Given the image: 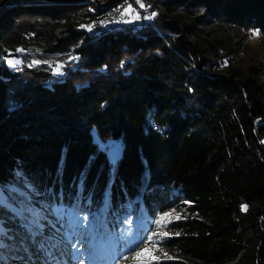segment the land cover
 I'll return each mask as SVG.
<instances>
[{
    "label": "trees",
    "instance_id": "trees-1",
    "mask_svg": "<svg viewBox=\"0 0 264 264\" xmlns=\"http://www.w3.org/2000/svg\"><path fill=\"white\" fill-rule=\"evenodd\" d=\"M121 1L0 0V264L28 261L37 231L116 264L175 208L153 264H264V70L208 31L264 35V0H141L106 22ZM94 133L122 140L116 161Z\"/></svg>",
    "mask_w": 264,
    "mask_h": 264
},
{
    "label": "rangeland",
    "instance_id": "rangeland-1",
    "mask_svg": "<svg viewBox=\"0 0 264 264\" xmlns=\"http://www.w3.org/2000/svg\"><path fill=\"white\" fill-rule=\"evenodd\" d=\"M139 2L143 1L139 0ZM138 0H122L120 3H126L124 5H130L137 10V9H143L139 6ZM121 4L111 5L106 7V16L105 19L108 23H113L124 20L125 18L128 19L129 17L124 16L123 12L125 11L126 6H121ZM125 8V9H124ZM208 27V31L211 32L212 36H222L224 39H226V45L227 47L231 45V47L235 50V55H231L230 62H233L234 65H242V66H251V65H257L261 69L264 70V35L261 34L259 31H252V30H244V31H238L233 28H227L221 24L213 23ZM206 28V26H205ZM207 29V28H206ZM254 32H258L259 35H253ZM225 50V49H223ZM225 52V51H224ZM234 52V51H233ZM263 72V71H262ZM94 137L96 141L100 144L101 148L106 150L107 155L111 159L112 162L116 161L117 158L120 157L123 147V142L121 139H108V141H101L96 133H94ZM16 189L21 191L22 193L29 194V191H27V188H23L21 186H16ZM22 204V203H21ZM23 206V204H22ZM183 208H175L171 210H167L166 212L160 213L153 222V227L150 228L148 237L144 240V244L140 243V246L136 248L133 252L127 253L126 257H124L121 261L117 262L116 264H136L135 260V253L140 251L142 248H149L152 247L154 249V252L157 254V247L159 239L161 238L160 235L153 236V233H162L166 231L167 224L177 219L178 216L181 215ZM30 210H22L20 211V216L23 218L26 226L29 229H33L32 222L34 221V216H30L31 218L27 219L26 214H29ZM33 214V213H30ZM170 214V215H169ZM44 227L51 228L50 224L44 223ZM59 229H63L61 226H58ZM134 226H131L129 228H125V236L122 239V249L126 250L129 249V242L132 240L133 236L135 235ZM36 233V243L32 246L30 252V256L28 261L18 263L16 260L12 261L10 258L6 257L4 262H7L8 264H40L38 260L42 258V264H49L51 262V256L50 254H45V251L49 247L50 250L53 253V256L60 257L62 260H65L67 264H93V259H91V253L95 251L96 246L88 247L90 246L88 243H90V240L86 241V237L83 236L80 237V233L76 234L75 240L72 242L69 239L68 241H63L61 238H59L56 234L50 238L49 241H45L43 238V235L40 233V231L35 232ZM149 238H151V241H149ZM77 241V242H76ZM87 243L84 247H81V252L77 254V252L74 250L72 252V247L76 243L77 246L83 245V243ZM49 243V246H48ZM72 243V244H71ZM67 246L69 247V253L67 254L64 249L60 246ZM128 245V248H127ZM87 247L89 249H87ZM85 252V253H84ZM84 253V254H82ZM89 253V254H87ZM155 262V261H153ZM152 262V264H153ZM106 264V263H105Z\"/></svg>",
    "mask_w": 264,
    "mask_h": 264
},
{
    "label": "snow or ice",
    "instance_id": "snow-or-ice-1",
    "mask_svg": "<svg viewBox=\"0 0 264 264\" xmlns=\"http://www.w3.org/2000/svg\"><path fill=\"white\" fill-rule=\"evenodd\" d=\"M138 2H139V0H138ZM139 6L141 8L145 7V5L142 2H139ZM123 15L131 17V19L125 21L126 23H131L134 20H139L140 19L139 12H136L135 9H133L131 5H129L128 8L123 12ZM92 27H94V26H88V30L92 31ZM253 35L254 36L255 35H259V33L258 32H254ZM19 51H23V50L21 49ZM7 62L10 65H16V64H20L21 63L20 60H13V59L8 60ZM33 63L34 64H39L40 61H34ZM56 71H57L58 74L60 73V67L59 66H57ZM0 203H3L2 198H0ZM242 208L244 210H246L247 206L244 205V206H242ZM179 218L180 217L178 216L177 219H179ZM3 231H4L3 228L0 227V233H3ZM4 234H6V233H4ZM156 235H160L161 238H163V237H168L169 235H171V233H169L167 231L159 233V234L153 233V236H156ZM177 235H178V233H177ZM149 241H151V238H149ZM0 246H2V243H0ZM164 256H165V258L171 259V257H167L166 253H164ZM135 260H136V264H152L153 261H159L160 260V256L155 254L154 249L152 247L142 248L140 251L135 253ZM52 264H59V261H56L53 258Z\"/></svg>",
    "mask_w": 264,
    "mask_h": 264
},
{
    "label": "built area",
    "instance_id": "built-area-1",
    "mask_svg": "<svg viewBox=\"0 0 264 264\" xmlns=\"http://www.w3.org/2000/svg\"><path fill=\"white\" fill-rule=\"evenodd\" d=\"M124 4H126V3H123L122 5H123V6H126V5H124ZM122 5H121V6H122Z\"/></svg>",
    "mask_w": 264,
    "mask_h": 264
}]
</instances>
